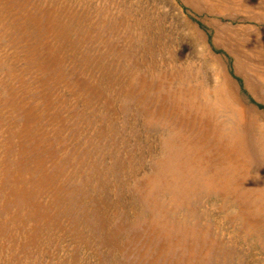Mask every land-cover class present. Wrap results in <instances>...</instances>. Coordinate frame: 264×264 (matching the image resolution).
<instances>
[{
	"label": "rangeland",
	"instance_id": "374dc122",
	"mask_svg": "<svg viewBox=\"0 0 264 264\" xmlns=\"http://www.w3.org/2000/svg\"><path fill=\"white\" fill-rule=\"evenodd\" d=\"M176 1L0 0V264H264V0Z\"/></svg>",
	"mask_w": 264,
	"mask_h": 264
},
{
	"label": "bare ground",
	"instance_id": "6f19581e",
	"mask_svg": "<svg viewBox=\"0 0 264 264\" xmlns=\"http://www.w3.org/2000/svg\"><path fill=\"white\" fill-rule=\"evenodd\" d=\"M176 0H167V7L171 10V12L174 13V15L177 17L178 21H183L185 19L184 11L183 9L177 5ZM165 5V6H166ZM184 25V23H183ZM220 107L225 104L224 106H228L231 109H235L239 113V105L235 102L233 99V96L230 95L229 90H227L226 83L223 82V84L218 89L217 93L214 95V104ZM219 107V108H220ZM237 108V109H236ZM241 110V109H240ZM242 113V112H241ZM240 113V114H241ZM234 118V117H233ZM257 122V121H256ZM260 127L264 128V122L260 121ZM221 130V129H220ZM223 130V129H222ZM260 133V132H259ZM264 133V132H263ZM236 144V143H235ZM251 173V172H250Z\"/></svg>",
	"mask_w": 264,
	"mask_h": 264
}]
</instances>
